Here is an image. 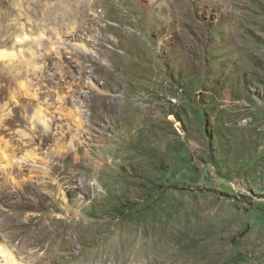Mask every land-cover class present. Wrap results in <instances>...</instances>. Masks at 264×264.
Returning <instances> with one entry per match:
<instances>
[{
	"label": "rangeland",
	"instance_id": "1",
	"mask_svg": "<svg viewBox=\"0 0 264 264\" xmlns=\"http://www.w3.org/2000/svg\"><path fill=\"white\" fill-rule=\"evenodd\" d=\"M0 81V264H264V0H0Z\"/></svg>",
	"mask_w": 264,
	"mask_h": 264
},
{
	"label": "bare ground",
	"instance_id": "2",
	"mask_svg": "<svg viewBox=\"0 0 264 264\" xmlns=\"http://www.w3.org/2000/svg\"><path fill=\"white\" fill-rule=\"evenodd\" d=\"M40 1H41V0H40ZM1 82H2V81H0V84H1ZM0 133H1V131H0ZM4 257L8 258V256H7L6 254H4ZM7 262H9V261H7Z\"/></svg>",
	"mask_w": 264,
	"mask_h": 264
}]
</instances>
